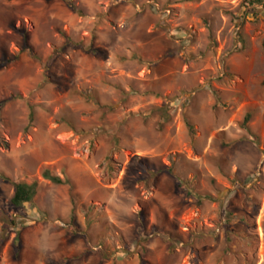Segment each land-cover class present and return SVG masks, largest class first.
I'll list each match as a JSON object with an SVG mask.
<instances>
[{"label": "rangeland", "instance_id": "374dc122", "mask_svg": "<svg viewBox=\"0 0 264 264\" xmlns=\"http://www.w3.org/2000/svg\"><path fill=\"white\" fill-rule=\"evenodd\" d=\"M249 1L0 0V264H264Z\"/></svg>", "mask_w": 264, "mask_h": 264}, {"label": "trees", "instance_id": "16d2710c", "mask_svg": "<svg viewBox=\"0 0 264 264\" xmlns=\"http://www.w3.org/2000/svg\"><path fill=\"white\" fill-rule=\"evenodd\" d=\"M263 3V0H251L248 2V4L252 6L260 5ZM250 120V116H246L244 123H248ZM44 179L49 180L52 184L54 185H62L63 182L57 178V177H52L49 175L48 172L44 173ZM14 188V193L13 196L10 200V205L14 209H19L23 205L30 203L33 198L37 194V185L35 183L33 184H25V183H18L13 186Z\"/></svg>", "mask_w": 264, "mask_h": 264}]
</instances>
